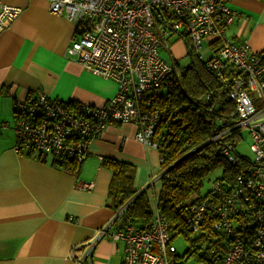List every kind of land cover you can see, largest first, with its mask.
<instances>
[{
	"label": "built area",
	"instance_id": "1",
	"mask_svg": "<svg viewBox=\"0 0 264 264\" xmlns=\"http://www.w3.org/2000/svg\"><path fill=\"white\" fill-rule=\"evenodd\" d=\"M45 1L51 14L77 23L73 22L75 34L65 50L67 58L113 82L116 90L102 106L70 104L44 93L16 101L14 153L82 162L91 144L112 124L133 125L134 139L157 149L155 128L161 113L151 108L146 96L170 85L173 66L160 52L169 48V34H175L189 43L197 61H206V70L233 100L228 128L212 140L244 129L253 154L251 165L236 176L232 187L214 182L210 198L185 207V224L195 233L205 218L213 219L212 231L219 234L222 247L197 250L209 264H264V61L245 41L228 37L227 28L239 14L226 0ZM20 13L21 8L0 0V34ZM235 152V143L221 150L232 165L239 161ZM91 188V183L83 186ZM100 237L123 242L121 264H184L155 203L152 218L140 228L128 224L114 233L103 228L96 240Z\"/></svg>",
	"mask_w": 264,
	"mask_h": 264
},
{
	"label": "crops",
	"instance_id": "2",
	"mask_svg": "<svg viewBox=\"0 0 264 264\" xmlns=\"http://www.w3.org/2000/svg\"><path fill=\"white\" fill-rule=\"evenodd\" d=\"M5 3L21 13L0 34V89L7 93L0 94V264H121L123 242L96 240L103 228L121 229L122 210L109 207L112 175L101 159L133 165L134 189L146 192L153 209L160 189L158 151L135 141L136 128L123 124L110 125L92 143L76 173L52 166V157L15 154L16 101L44 93L62 102L102 106L116 87L67 58L75 25L51 14L45 0ZM226 4L239 14L227 28L228 37L264 56V0ZM181 41L177 37L170 46L178 44L175 51L183 52ZM84 183L92 188L83 189Z\"/></svg>",
	"mask_w": 264,
	"mask_h": 264
},
{
	"label": "trees",
	"instance_id": "3",
	"mask_svg": "<svg viewBox=\"0 0 264 264\" xmlns=\"http://www.w3.org/2000/svg\"><path fill=\"white\" fill-rule=\"evenodd\" d=\"M184 47L190 63L180 67L174 60L170 62L173 75L169 87L146 96L151 108L161 113L155 128L159 137L156 150L161 173L155 209L165 220L172 241L182 237L188 244L183 259L193 256L196 261L209 264L198 255L197 250L222 247L217 243L219 234L212 231L213 219L205 218L197 232H190L185 224V207L212 196L211 190L203 196L199 193L213 170L222 169L220 178L214 182L232 187L236 176L244 172L251 162L235 152L239 161L232 165L221 154L225 144L241 139L240 130H231L212 140L228 128L225 124L235 109L234 103L228 89L206 70V61H197L191 55L188 42H184ZM167 50L170 51L169 48ZM260 56L264 61V56ZM0 94H7L4 87L0 89ZM82 162L51 159L52 166L73 173L79 170ZM100 164L112 175L107 192L109 207L115 213L123 210L119 226L122 228L130 224L140 228L152 218V208L146 192L137 195L138 191L134 189L135 167L113 159H101Z\"/></svg>",
	"mask_w": 264,
	"mask_h": 264
},
{
	"label": "rangeland",
	"instance_id": "4",
	"mask_svg": "<svg viewBox=\"0 0 264 264\" xmlns=\"http://www.w3.org/2000/svg\"><path fill=\"white\" fill-rule=\"evenodd\" d=\"M174 35L175 34L170 33L168 38H167L169 46H170V44L173 43L175 38H177ZM177 47H178V44L173 45V47L171 45L170 46V51L163 50V51L160 52V55L165 61H167L169 63L174 60L180 67H186L190 63V58L187 56L186 50L185 51L183 50V52L178 50L179 52L178 51L176 52L175 50H176ZM202 47H203V49H202L203 58L207 59L208 56H209V53H208V50H207L208 46L204 42ZM177 53H178V55H176ZM252 99H253V101H256L254 98H252ZM111 126H120V125L112 124ZM240 132H241V139H236V141H235V151H236V153L239 156H242V157H245V158H247L249 160H252L253 159V154L250 152V149H249V145H250L249 134L244 129H241ZM133 138H134V136H133ZM153 150H156V149H153ZM159 162H160V160H159ZM221 174H222V169L221 168H217V169L213 170L207 176L206 181H205V183H204V185H203V187H202V189H201V191L199 193L200 196L205 195L207 192H209L212 189L214 181L216 179L220 178ZM151 183H152V180H151V182L149 184L151 185L150 189H153L154 184H151ZM84 185H85V183L82 184V186H84ZM194 236H196V234L195 235H191V237H194ZM172 243H173L174 247L176 248V251H177L178 255H183L185 253V250L188 247V244L183 240L182 237L181 238H176ZM183 262H184V264H202V263L196 261L193 256L188 257V259L187 260H183Z\"/></svg>",
	"mask_w": 264,
	"mask_h": 264
},
{
	"label": "bare ground",
	"instance_id": "5",
	"mask_svg": "<svg viewBox=\"0 0 264 264\" xmlns=\"http://www.w3.org/2000/svg\"><path fill=\"white\" fill-rule=\"evenodd\" d=\"M73 22H74V21H72V23H73ZM74 23L77 24L76 22H74ZM74 23H73V24H74ZM75 24H74V25H75ZM108 127H109V125H108ZM108 127H107V128H108ZM107 128H106V129H107ZM91 145H92V144H91ZM89 148H90V147H89ZM88 150H89V149H88ZM87 152H88V151H87ZM86 154H87V153H86Z\"/></svg>",
	"mask_w": 264,
	"mask_h": 264
},
{
	"label": "water",
	"instance_id": "6",
	"mask_svg": "<svg viewBox=\"0 0 264 264\" xmlns=\"http://www.w3.org/2000/svg\"><path fill=\"white\" fill-rule=\"evenodd\" d=\"M145 190V189H144ZM143 192V190L141 191V192H138V194L137 195H140L141 193ZM123 211V210H122Z\"/></svg>",
	"mask_w": 264,
	"mask_h": 264
}]
</instances>
